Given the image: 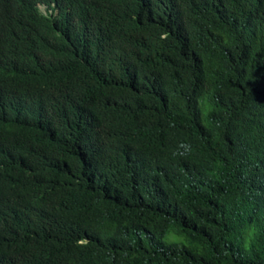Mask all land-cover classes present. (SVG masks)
<instances>
[{
  "label": "trees",
  "instance_id": "obj_1",
  "mask_svg": "<svg viewBox=\"0 0 264 264\" xmlns=\"http://www.w3.org/2000/svg\"><path fill=\"white\" fill-rule=\"evenodd\" d=\"M64 4L0 0V264H264V0Z\"/></svg>",
  "mask_w": 264,
  "mask_h": 264
},
{
  "label": "clouds",
  "instance_id": "obj_2",
  "mask_svg": "<svg viewBox=\"0 0 264 264\" xmlns=\"http://www.w3.org/2000/svg\"><path fill=\"white\" fill-rule=\"evenodd\" d=\"M64 3L65 0H35V7L40 14L46 17L55 18L56 22L58 23L61 18V11L66 13L69 10V5L66 6ZM114 32L117 35V37H121L125 35L127 33L126 25L116 27ZM14 33L15 32L8 31V35H13ZM33 39H36V36L33 34L32 31L25 33L22 38L24 44L29 46L28 50L32 51L33 53L39 56L40 53L34 46L35 40ZM12 97H16L17 99H20V93H17V95L15 96L10 95L8 97V101H6L5 103L8 107H12V104L10 102ZM19 101L20 100H18L17 102L19 103ZM101 146H102L101 133H100V139L87 140L86 142H84L83 147L86 152L84 162L88 164L90 162L96 161L97 158L96 155L99 154Z\"/></svg>",
  "mask_w": 264,
  "mask_h": 264
}]
</instances>
